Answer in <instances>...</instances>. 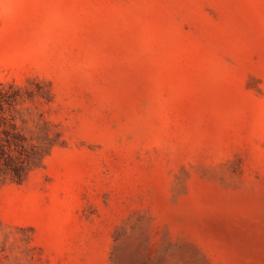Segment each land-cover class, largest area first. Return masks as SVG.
<instances>
[{"label": "rangeland", "instance_id": "374dc122", "mask_svg": "<svg viewBox=\"0 0 264 264\" xmlns=\"http://www.w3.org/2000/svg\"><path fill=\"white\" fill-rule=\"evenodd\" d=\"M8 84L0 264H264V0H0Z\"/></svg>", "mask_w": 264, "mask_h": 264}, {"label": "trees", "instance_id": "16d2710c", "mask_svg": "<svg viewBox=\"0 0 264 264\" xmlns=\"http://www.w3.org/2000/svg\"><path fill=\"white\" fill-rule=\"evenodd\" d=\"M19 87H0V179L23 180L28 172L41 163L48 152L46 146L28 141L4 113L16 102Z\"/></svg>", "mask_w": 264, "mask_h": 264}]
</instances>
